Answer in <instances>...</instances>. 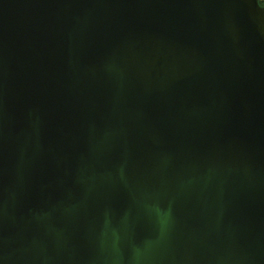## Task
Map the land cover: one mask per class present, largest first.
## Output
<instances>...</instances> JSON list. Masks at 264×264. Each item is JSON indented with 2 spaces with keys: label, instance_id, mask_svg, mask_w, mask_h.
I'll list each match as a JSON object with an SVG mask.
<instances>
[{
  "label": "water",
  "instance_id": "1",
  "mask_svg": "<svg viewBox=\"0 0 264 264\" xmlns=\"http://www.w3.org/2000/svg\"><path fill=\"white\" fill-rule=\"evenodd\" d=\"M0 264H264L259 0H0Z\"/></svg>",
  "mask_w": 264,
  "mask_h": 264
},
{
  "label": "trees",
  "instance_id": "2",
  "mask_svg": "<svg viewBox=\"0 0 264 264\" xmlns=\"http://www.w3.org/2000/svg\"><path fill=\"white\" fill-rule=\"evenodd\" d=\"M259 3L264 8V0H259Z\"/></svg>",
  "mask_w": 264,
  "mask_h": 264
}]
</instances>
